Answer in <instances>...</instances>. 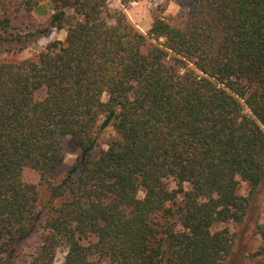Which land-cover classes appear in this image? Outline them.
Wrapping results in <instances>:
<instances>
[{
	"label": "trees",
	"instance_id": "16d2710c",
	"mask_svg": "<svg viewBox=\"0 0 264 264\" xmlns=\"http://www.w3.org/2000/svg\"><path fill=\"white\" fill-rule=\"evenodd\" d=\"M42 1L0 0V264H226L235 236L215 226L264 184V0H176L181 21L148 33L109 0H49L43 26ZM53 29L65 41L2 58ZM66 136L81 154L54 182Z\"/></svg>",
	"mask_w": 264,
	"mask_h": 264
},
{
	"label": "rangeland",
	"instance_id": "374dc122",
	"mask_svg": "<svg viewBox=\"0 0 264 264\" xmlns=\"http://www.w3.org/2000/svg\"><path fill=\"white\" fill-rule=\"evenodd\" d=\"M116 9H124L129 20L142 32L148 33L152 22L156 16H165L174 23H179L181 7L176 0H133L131 3L124 6L120 0H109V11L113 12ZM53 4L49 0H44L33 11V15L38 23L43 26L48 24L49 18L53 13ZM67 32L65 30L53 29L48 36H40L32 42L26 49L17 52H6L2 58L6 61L21 62L27 58H36L42 51L45 50L48 43L52 40L59 39L65 41ZM45 90H40L37 93L38 97H42ZM105 100L108 96L105 94ZM115 127L109 126L101 133L99 145L95 149L94 155H101L108 147L109 143L117 137ZM64 160L60 166L52 171L51 179L54 182L62 180L71 169L72 166L78 163L81 150L71 139L66 136L63 140ZM77 172L75 177L78 176ZM24 179L28 182L39 183L40 174L32 168H26L24 171ZM173 186L174 183H172ZM187 188L190 186L187 184ZM42 196L47 199L49 192L45 185H41ZM239 194L250 196V185L248 182H241ZM143 195V193H141ZM264 222V184L250 196L249 208L244 222L237 223L234 221L217 224L215 229L229 228L235 236L234 252L228 258L226 264H264V257L259 256L253 259V255L263 245L264 239L259 233L258 227ZM66 252L61 249L56 255V264H63ZM259 262V263H258Z\"/></svg>",
	"mask_w": 264,
	"mask_h": 264
}]
</instances>
